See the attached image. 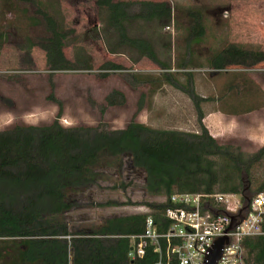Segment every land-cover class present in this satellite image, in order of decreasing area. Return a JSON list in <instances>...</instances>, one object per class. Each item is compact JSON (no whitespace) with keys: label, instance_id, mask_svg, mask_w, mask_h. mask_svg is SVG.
Segmentation results:
<instances>
[{"label":"trees","instance_id":"obj_1","mask_svg":"<svg viewBox=\"0 0 264 264\" xmlns=\"http://www.w3.org/2000/svg\"><path fill=\"white\" fill-rule=\"evenodd\" d=\"M93 1L103 23L107 51L113 55L132 51L138 56L135 63L149 61L163 72L158 76L132 75L138 83L150 87L140 97L139 112L169 85L193 102L199 132L161 130L136 121L120 130H110L104 123L96 127L66 128L60 123L63 103L51 95L50 99L59 106L51 125H17L0 132V264H154L158 255L150 246L143 258L129 257L131 237L145 232L149 217L154 219L159 232L168 228L166 212L173 207L174 193L214 194L219 188L220 193L242 195L245 199L244 174L256 185L255 194L264 193V181L255 180L253 175L256 166L264 160V146L248 157L240 148L220 144L205 124L203 104L214 99L203 98L196 92L194 75L187 71L191 60L177 65L178 72H184L186 77L185 84H181L171 74V67L159 59L148 39L131 35L130 26L137 22H160L169 27L173 9L168 1ZM39 14L49 33L40 43L47 70L51 74L94 70L93 58L82 49L73 60L67 58L65 49L75 31L66 28L65 19L47 9ZM190 15L194 24L186 30L187 54H191L192 43H200L206 34L201 14ZM3 38L0 34V56ZM263 62L264 52L231 44L214 53L208 66L221 73ZM101 70L105 72L101 77L107 78L111 71H121L124 67L107 62ZM239 78L244 79L242 74H236V80ZM240 89L234 82L228 86L230 92L238 93ZM245 90L249 92V88ZM105 102L106 107H122L127 97L116 89L106 96ZM233 113L237 115L238 109ZM126 158H130L135 169L144 171L147 192L164 197V201L138 204L148 208L149 213L108 218L88 230L73 231L65 218L78 207L73 196L98 186L102 177L100 169L116 167L121 171ZM126 188L127 185H122V189ZM134 205L137 204L131 201L107 202L99 207ZM246 246L250 249L251 262L264 264V237L248 239Z\"/></svg>","mask_w":264,"mask_h":264},{"label":"rangeland","instance_id":"obj_2","mask_svg":"<svg viewBox=\"0 0 264 264\" xmlns=\"http://www.w3.org/2000/svg\"><path fill=\"white\" fill-rule=\"evenodd\" d=\"M152 1H168L173 9L171 25L137 22L130 26L131 35L148 39L159 59L171 67V74L181 84H185L186 77L184 72H178L177 65L190 59L192 63L187 71L194 75L196 92L203 98L214 99L204 103L203 109L212 125L217 120L222 123L218 133H213L220 136L218 142L240 148L248 157L257 153L264 146V62L244 71L231 69L219 73L209 68L208 60L231 44L264 52V0ZM44 9L59 14L65 19L66 28L75 31L65 49L67 58L73 60L82 49L93 58L94 70L53 74L47 70L46 57L40 48V43L49 37L45 20L39 14ZM191 12L201 14L206 34L200 43H192L191 54H187L186 30L194 24ZM99 19L93 0L32 3L0 0V34L4 36L0 56V132L17 125H51L59 112L51 95L63 103L60 123L66 128L96 127L104 123L110 130H120L136 121L161 130L199 132L193 102L172 86L165 85L152 104L139 112L140 97L150 87L138 83L132 75L158 76L163 72L149 61L135 63L138 56L132 51L110 54ZM107 62L120 64L124 70L111 71L107 78H102L105 72L101 66ZM236 74H242L244 79L236 80ZM231 82L241 87L238 93L228 90ZM116 89L126 95L127 103L122 107H106V96ZM237 109L235 115L233 111ZM124 161L121 171L116 167L100 169L99 185L73 196L78 207L65 215L73 231L88 230L108 218L149 213L148 208L138 204L164 201V197L147 192L144 171L135 169L130 158ZM253 175L255 180L264 181V160L256 166ZM243 181L247 197L254 195L256 185L245 174ZM122 185L127 188L122 189ZM216 193H220L219 188ZM128 201L137 205L99 207L107 202Z\"/></svg>","mask_w":264,"mask_h":264},{"label":"built area","instance_id":"obj_3","mask_svg":"<svg viewBox=\"0 0 264 264\" xmlns=\"http://www.w3.org/2000/svg\"><path fill=\"white\" fill-rule=\"evenodd\" d=\"M246 198L223 193H174L173 207L166 212L168 228L159 232L149 217L145 232L131 237L129 257L143 258L150 246L158 255L154 264H206L215 242L227 237L229 241L216 264H253L246 241L264 237V193L248 197L250 202ZM232 217L237 225L230 229Z\"/></svg>","mask_w":264,"mask_h":264},{"label":"water","instance_id":"obj_4","mask_svg":"<svg viewBox=\"0 0 264 264\" xmlns=\"http://www.w3.org/2000/svg\"><path fill=\"white\" fill-rule=\"evenodd\" d=\"M247 202H250L249 198H246ZM237 223H236V218L232 217V224L230 226V229H233L234 227H236ZM229 239L227 237H223L218 239L215 244L213 249L210 252V255L207 258V262L206 264H216L217 261L220 259L221 254H222V249L224 247V245L226 243H228Z\"/></svg>","mask_w":264,"mask_h":264},{"label":"crops","instance_id":"obj_5","mask_svg":"<svg viewBox=\"0 0 264 264\" xmlns=\"http://www.w3.org/2000/svg\"><path fill=\"white\" fill-rule=\"evenodd\" d=\"M211 123H212L211 121L208 122V119H205V124H206L208 130L210 131L211 135L213 137H215L216 139H219L220 136H214L213 133H216V134L218 133V130L220 128V125H222V123L219 122V120H217V122L215 123V125H212Z\"/></svg>","mask_w":264,"mask_h":264}]
</instances>
